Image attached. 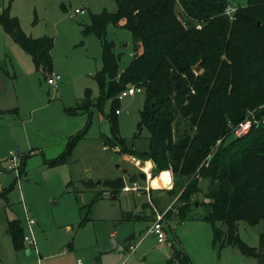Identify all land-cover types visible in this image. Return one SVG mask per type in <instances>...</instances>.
<instances>
[{
  "label": "rangeland",
  "instance_id": "374dc122",
  "mask_svg": "<svg viewBox=\"0 0 264 264\" xmlns=\"http://www.w3.org/2000/svg\"><path fill=\"white\" fill-rule=\"evenodd\" d=\"M246 3L231 0L230 4L239 7ZM118 5L117 0H0V13L9 7L28 35L54 39L53 72L62 76L57 88L48 84L45 74L34 66L32 56L0 24V166L6 168L0 170V192L16 181L7 197L0 196V264H78L79 258L84 264H168L174 252L188 255L192 264H261L236 246L221 250L214 247L212 224L202 218L206 213L202 202L209 187L207 181H201L202 192L187 201L189 218L184 221L177 215L183 204L160 187L161 183L150 193L149 179H139L140 190L119 191L117 199L111 198L109 188L83 187L82 182L91 177L106 181L121 176L123 169L138 173L152 163L138 154H129L143 152L149 145L147 129L135 138L146 98L143 92L117 105L121 112L117 117L120 136L128 142V150L119 143L113 147L103 142V137H114L109 120L113 99H106L101 107L97 105L101 95L96 75L103 69L102 41L83 30L92 24V15L104 10L115 13ZM78 9L85 13H76ZM106 33L115 43L122 72L135 56L132 33L113 23L108 24ZM201 70L202 66L196 72ZM87 89L91 90L89 109L70 114L67 109L88 99ZM239 125H233L230 139L238 136L232 131L238 132ZM87 126L72 159L59 166L50 165L48 161L64 152L69 138ZM13 152L21 163L23 156L31 152L25 174L21 175L20 167V178L9 170ZM142 161L143 169L139 166ZM152 165L149 178H159L170 170L155 172ZM173 179V189L180 194L188 178L173 173ZM26 210L37 222L33 226L37 248L16 250L6 233L7 221L19 218L25 234H29ZM158 213H166L167 237L163 243L157 234L148 233ZM238 231L248 245L260 248L264 222L251 225L239 221Z\"/></svg>",
  "mask_w": 264,
  "mask_h": 264
},
{
  "label": "trees",
  "instance_id": "16d2710c",
  "mask_svg": "<svg viewBox=\"0 0 264 264\" xmlns=\"http://www.w3.org/2000/svg\"><path fill=\"white\" fill-rule=\"evenodd\" d=\"M117 1V12L92 15V24L83 30L102 41L97 105L113 99L109 120L114 137H103V142L113 147L119 143L128 150L118 126V96L129 84L143 87L146 98L135 138L147 129L149 145L143 152L129 154L151 160L155 172L170 169L188 178L180 194L169 190L183 204L177 213L183 221L189 218L187 201L200 194L201 181H207L202 218L212 224L214 247L236 246L264 264V236L259 248L248 245L238 231L239 221L264 222V0H247L237 7L236 20L225 13L231 0ZM110 23L124 26L134 39V59L122 72L115 43L107 38ZM0 24L32 56L38 71L46 77L54 71L53 38L28 35L9 7L0 13ZM199 63L202 70L196 72ZM90 92L86 90L87 100L67 111L74 115L88 110ZM245 119L257 122L230 139L232 126ZM88 129L70 137L64 152L49 164L69 162ZM31 152L22 158L21 175ZM15 182L0 196L7 197ZM110 191L117 199L119 191ZM172 214L171 209L167 216ZM7 222L14 248L24 249L23 223L19 218ZM175 261L192 264L188 255L178 252L168 264Z\"/></svg>",
  "mask_w": 264,
  "mask_h": 264
},
{
  "label": "built area",
  "instance_id": "2783aa9c",
  "mask_svg": "<svg viewBox=\"0 0 264 264\" xmlns=\"http://www.w3.org/2000/svg\"><path fill=\"white\" fill-rule=\"evenodd\" d=\"M237 10V7L232 6L231 4L227 6V9L225 11L226 14H229V16L231 17L232 20H236V16H235V12ZM76 13H81L84 14L85 10H76ZM197 28H201L202 24L198 23ZM62 80V76L60 74H55L54 72H52L47 78L46 81L48 82V84L54 86L55 88H57V86L59 85V83ZM143 92L144 93V88L138 85H129L128 87H126L124 90H122L118 96L119 100H122L128 96H135L136 93H140ZM120 110L117 111V114H120ZM264 121V119L262 120ZM257 122L256 120H251V119H245V121L243 123H240V129L238 132H233L232 133H236V135H241V134H245L247 131L250 130V128L252 127L253 123ZM233 128V126H232ZM235 131V130H234ZM10 165H9V170L10 171H14L15 175H17L20 178L19 175V170L21 167V162L18 158V155L16 153L13 152L12 156L10 157ZM143 169V168H142ZM169 172L171 173V177L169 178L168 182H162V185L160 187H163L164 189L170 190L171 188H173L174 186V179H173V172L171 170H169ZM148 174V173H147ZM149 177V174H148ZM150 180V178H149ZM132 184V185H131ZM129 184V182L126 183V186L124 187L123 191L126 192H131V191H138L141 189L140 185L138 184V182L136 183H131ZM151 188H154L152 185H150V182L147 186V191H151ZM165 214H161L158 213L156 215V219L153 222V225L150 229V231L153 234H157L158 236V241L163 243L166 240V233L164 231V227H165ZM26 222L28 224V227L30 229V233L29 234H25L24 237V241H25V245L30 247V248H37V238L34 235L33 232V226L37 223L36 219L33 218L32 216L29 215L28 211L26 210ZM78 264H84L83 260L81 258L78 259Z\"/></svg>",
  "mask_w": 264,
  "mask_h": 264
},
{
  "label": "water",
  "instance_id": "95a60500",
  "mask_svg": "<svg viewBox=\"0 0 264 264\" xmlns=\"http://www.w3.org/2000/svg\"><path fill=\"white\" fill-rule=\"evenodd\" d=\"M201 69V64H198L195 68L196 71ZM144 162H140V168L144 166ZM119 167V165H117ZM123 174L119 177L113 179H107L106 181L98 180L95 181L92 177L86 181L82 182V185L85 189H95L98 185L103 186L104 188H109L111 190L123 191L126 183H136L139 179L148 180V174L144 171H138V173L129 172L128 169L122 170ZM29 252V251H28Z\"/></svg>",
  "mask_w": 264,
  "mask_h": 264
},
{
  "label": "bare ground",
  "instance_id": "6f19581e",
  "mask_svg": "<svg viewBox=\"0 0 264 264\" xmlns=\"http://www.w3.org/2000/svg\"><path fill=\"white\" fill-rule=\"evenodd\" d=\"M144 166H145V164H144ZM144 166H143V168H144ZM148 167V165H146L145 166V168H147ZM144 168V169H145ZM145 172V171H144ZM147 172H149L148 174H150L151 175V172H150V168H148V171ZM166 172V171H165ZM167 172H169V171H167ZM164 173V172H163ZM168 180H169V178H165V177H163L162 175L159 177V178H151L150 177V182H151V184L150 185H153V184H160L161 183V185H162V182H165V183H167L168 182ZM161 181V182H160Z\"/></svg>",
  "mask_w": 264,
  "mask_h": 264
},
{
  "label": "crops",
  "instance_id": "0c3cea01",
  "mask_svg": "<svg viewBox=\"0 0 264 264\" xmlns=\"http://www.w3.org/2000/svg\"><path fill=\"white\" fill-rule=\"evenodd\" d=\"M0 111H2V110H0ZM14 111L16 112V113H18V108H15L14 109ZM19 114V113H18ZM33 153H34V151H32ZM153 163V162H152ZM4 169H6V168H2L1 166H0V170H4ZM149 173V172H148ZM150 175V174H149ZM149 182H150V180H149ZM150 184H151V182H150ZM150 193H151V191H150ZM131 208L132 209H134L135 208V203L134 202H132L131 201ZM130 212V211H129ZM153 221V220H152ZM154 222V221H153ZM152 222V223H153ZM153 225V224H152ZM152 227V226H151ZM151 227L148 229V233H152L151 231H150V229H151ZM6 233H7V231H6ZM8 234V233H7ZM153 234V233H152ZM158 237V236H157ZM29 251V252H28ZM27 251V253H29V254H31V250H28ZM78 262V261H77Z\"/></svg>",
  "mask_w": 264,
  "mask_h": 264
},
{
  "label": "clouds",
  "instance_id": "9594fccd",
  "mask_svg": "<svg viewBox=\"0 0 264 264\" xmlns=\"http://www.w3.org/2000/svg\"><path fill=\"white\" fill-rule=\"evenodd\" d=\"M151 167H153L152 163L151 162H148V167L145 168L144 171L147 172L148 171V168H151ZM162 176L165 177V178H170L171 177V173L166 171V172L162 173ZM152 186L153 187H159L160 185L153 184Z\"/></svg>",
  "mask_w": 264,
  "mask_h": 264
}]
</instances>
